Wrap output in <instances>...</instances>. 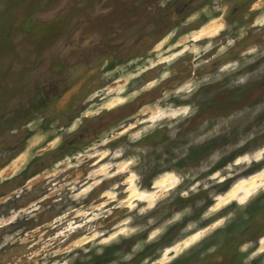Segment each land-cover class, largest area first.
<instances>
[{"label": "rangeland", "instance_id": "obj_1", "mask_svg": "<svg viewBox=\"0 0 264 264\" xmlns=\"http://www.w3.org/2000/svg\"><path fill=\"white\" fill-rule=\"evenodd\" d=\"M231 263L264 264V0H0V264Z\"/></svg>", "mask_w": 264, "mask_h": 264}, {"label": "flooded vegetation", "instance_id": "obj_2", "mask_svg": "<svg viewBox=\"0 0 264 264\" xmlns=\"http://www.w3.org/2000/svg\"><path fill=\"white\" fill-rule=\"evenodd\" d=\"M249 5V4H248ZM247 5V6H248ZM144 26L140 27L141 24L136 28V30H140L139 32H136L138 36H135L133 38L128 37V39L121 40L117 42L116 44V51H118V55H126V57H140L142 55H146L149 52H152L153 49L159 44V42L162 40V38L157 39V37L154 35L155 28L153 26V23L150 21H146L143 23ZM142 24V25H143ZM152 24V25H151ZM160 24L167 25V22H160ZM132 39V40H130ZM114 123L107 121L105 119V123L103 125V131L111 127ZM83 131L84 128H83ZM83 135V134H82ZM156 135L160 136L161 133L158 131H155L153 136L155 137ZM77 137H80L78 134ZM79 140V139H78ZM78 140H73V144H76ZM161 167L164 168L163 165H160ZM160 169V167L158 166ZM256 243H260L259 236H256ZM233 264V263H231Z\"/></svg>", "mask_w": 264, "mask_h": 264}]
</instances>
